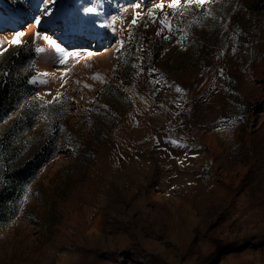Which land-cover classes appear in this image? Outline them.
Masks as SVG:
<instances>
[{
	"label": "rangeland",
	"instance_id": "rangeland-1",
	"mask_svg": "<svg viewBox=\"0 0 264 264\" xmlns=\"http://www.w3.org/2000/svg\"><path fill=\"white\" fill-rule=\"evenodd\" d=\"M160 3L0 0V75L25 45L0 107V264H264V0H180L157 35ZM172 140L195 145L197 195L168 179ZM133 168L145 204L119 183Z\"/></svg>",
	"mask_w": 264,
	"mask_h": 264
},
{
	"label": "bare ground",
	"instance_id": "bare-ground-1",
	"mask_svg": "<svg viewBox=\"0 0 264 264\" xmlns=\"http://www.w3.org/2000/svg\"><path fill=\"white\" fill-rule=\"evenodd\" d=\"M109 38V37H108ZM89 42H90V40H89ZM210 72H212L211 70H210ZM135 134V133H134ZM137 135V134H136ZM161 138V140H166V136L164 137V136H160ZM136 138V137H135ZM169 138H171V137H169ZM172 141H175V140H172ZM177 141V140H176ZM129 145V144H128ZM187 145H189V144H186V143H184V144H180L179 143V150H180V153H181V155H180V157L175 161V162H173L172 161V163H174V164H172L173 165V167L169 170V175H170V177H168V179L169 178H172V180H187V181H193V185H187V186H185V187H183L184 189H180L179 191H178V194H179V197H181V196H184V195H186V193L188 192V193H190L189 195H190V197H192L193 195H195V192H196V195L197 194H199L200 193V189H206L207 188V184H206V181H205V178L204 177H202L201 175H200V173H199V171H198V169H199V166H200V164L198 165V167L197 168H190V169H192L191 171L190 170H184L183 169V167L185 166V165H187V163H189V162H191L192 161V158H196L197 157V155H191V153L194 151V149H195V145L194 144H191L190 146H188L187 147ZM208 146L212 149V150H214V151H220V148L218 147V142H217V140L216 139H214V138H212L211 139V141H208ZM131 147V146H130ZM121 151V150H120ZM136 152H134V153H136V155H138L137 157H135L134 159H132V160H134L135 161V164H137V161L139 160L140 162L142 161V162H145V161H147V157L145 156V155H139L140 154V152H139V150H135ZM144 152V151H143ZM144 154V153H143ZM134 155V154H133ZM128 157V156H127ZM103 158H104V156H103ZM166 163H165V165L166 164H168L169 162H171V159L169 158V156L167 155L166 157ZM105 159V158H104ZM127 159V158H126ZM131 159V158H130ZM109 162V161H108ZM107 162V163H108ZM118 162V161H117ZM132 162V161H131ZM139 162V163H140ZM107 163L106 164H104L105 166L107 165ZM125 163V162H124ZM122 164V163H121ZM127 165V164H126ZM101 166V165H100ZM137 166V165H136ZM139 166V165H138ZM104 167V166H103ZM133 167V166H132ZM106 168V167H105ZM112 168V167H111ZM107 169V168H106ZM125 169V168H124ZM123 169V170H124ZM168 169H169V167H168ZM175 169H177V170H180V174L178 173V171H175ZM108 171V170H107ZM160 172H162V174L164 173H166V170H164V168H162V166H161V169H160ZM120 173H122V171L120 172ZM177 173L179 174V176L177 175ZM146 174H148L147 172H145V174H143L142 173V171H140V170H137V171H135L134 172V168H133V171H129L128 173H126V174H124L123 176H121V175H119V176H121V178H120V181L121 182H119L120 184H123L124 185V183L125 182H129L130 183V185H131V188H130V190L127 192V190H126V194H127V196H128V198L129 199H133V198H135V197H137V202H140V203H142V204H145V202L146 201H148L149 200V197L148 196H150L149 194H148V192H147V189H146V185H147V175ZM158 174H159V172H158ZM168 174V173H167ZM166 174V175H167ZM104 175V174H103ZM102 175V176H103ZM106 175V174H105ZM110 175V174H109ZM100 174H99V177H102ZM159 176V175H158ZM162 176V175H161ZM164 176V175H163ZM162 176V177H163ZM96 177H97V174H96ZM117 177V176H116ZM176 177V178H175ZM149 178V177H148ZM178 178V179H177ZM115 179V178H114ZM119 180V179H118ZM117 180V181H118ZM160 180H163V179H160ZM171 180V179H170ZM228 180V179H227ZM94 181V180H93ZM104 181V180H103ZM180 181V182H181ZM101 182V181H100ZM159 182V181H158ZM162 182H164V181H162ZM195 182H196V184H195ZM102 183V182H101ZM182 183V182H181ZM92 184V183H91ZM96 184V183H95ZM157 184V183H156ZM180 184V183H179ZM122 185V186H123ZM163 185V184H162ZM166 185H167V182H166ZM166 185H164V186H166ZM173 185V184H172ZM177 185V184H176ZM158 186H160V185H158ZM196 186H198V187H196ZM155 187H156V185H155ZM180 187H182V186H180ZM179 188V187H178ZM178 188H177V190H178ZM155 189V188H154ZM111 190V189H110ZM156 190V189H155ZM110 192V191H109ZM125 193V192H124ZM108 195H109V193H108ZM111 195V194H110ZM110 195H109V197H110ZM177 197V196H176ZM195 197V196H194ZM153 198V197H152ZM182 198H184V197H182ZM104 199V198H103ZM175 199V198H174ZM193 199V198H192ZM108 200V199H107ZM177 200H179V199H177ZM184 200V199H183ZM89 201V200H88ZM107 202V201H106ZM72 203V202H71ZM101 204V203H100ZM133 209V206H132V208H131V210Z\"/></svg>",
	"mask_w": 264,
	"mask_h": 264
},
{
	"label": "snow or ice",
	"instance_id": "snow-or-ice-1",
	"mask_svg": "<svg viewBox=\"0 0 264 264\" xmlns=\"http://www.w3.org/2000/svg\"><path fill=\"white\" fill-rule=\"evenodd\" d=\"M47 2H48L49 5H51V4L55 3V0H47ZM189 2H195L196 4L202 6V5H204L205 3L211 2V0H189ZM182 6H183V5L180 3V0H171V3H169V4H167V5H164L163 3H160V4L157 6L158 9H159L160 12H161V18H157V17L155 16L154 13H153V14H150V16H151V18H152V21H153L154 23L158 21V23L161 25L159 31L157 32V35H159V34H160L161 32H163L165 29H167L169 32L173 31V26H172L171 18H170V16H169V13L166 12V11H164V8L167 7V8H174V9H177V10H178V9H179L180 7H182ZM48 11H49V9L46 8V9H45V12L47 13ZM88 11H89V12H92V11H94V9L89 8ZM206 15H210V13H206ZM139 16H140V14L137 13V14H136V18H134V19L132 20V22H131L132 25H135V24L137 23V19L139 18ZM144 26L147 27L148 25L145 24ZM13 43H14V44H19L20 41L14 39V40H13ZM49 43H50L51 45H53V46L56 48L57 51L60 50V46H59L58 44H56L55 41L49 40ZM121 45H123V41H121ZM141 50H143V49L141 48ZM37 51H39V52H43L44 49H42V48H38ZM141 71H143V70H141ZM151 71L155 72L156 70H155V69H152ZM222 71H223V70H221V72H222ZM158 82H159V81H156V83H158ZM176 91H177V92H181V91H183V90H182L181 88H179V86H176ZM171 142L174 143V144H177V146H179V142H177V141H171Z\"/></svg>",
	"mask_w": 264,
	"mask_h": 264
},
{
	"label": "trees",
	"instance_id": "trees-1",
	"mask_svg": "<svg viewBox=\"0 0 264 264\" xmlns=\"http://www.w3.org/2000/svg\"><path fill=\"white\" fill-rule=\"evenodd\" d=\"M25 45H16L8 49L3 53V56H7V62L5 63V68L2 69L0 75V107L4 101L9 97L11 93V87L14 81L10 78V75L13 74L12 67L16 59L17 49H24ZM9 77V78H8ZM30 75L25 76V79H29Z\"/></svg>",
	"mask_w": 264,
	"mask_h": 264
}]
</instances>
